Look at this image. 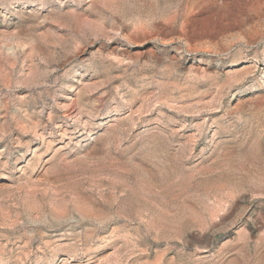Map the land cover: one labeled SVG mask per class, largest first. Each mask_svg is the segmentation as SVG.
Masks as SVG:
<instances>
[{"label":"rangeland","instance_id":"1","mask_svg":"<svg viewBox=\"0 0 264 264\" xmlns=\"http://www.w3.org/2000/svg\"><path fill=\"white\" fill-rule=\"evenodd\" d=\"M0 264H264V0H0Z\"/></svg>","mask_w":264,"mask_h":264}]
</instances>
